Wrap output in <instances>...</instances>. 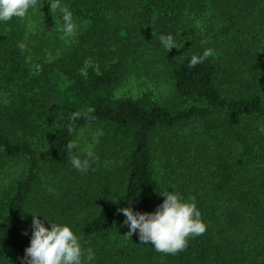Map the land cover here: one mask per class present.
Masks as SVG:
<instances>
[{
	"label": "trees",
	"instance_id": "1",
	"mask_svg": "<svg viewBox=\"0 0 264 264\" xmlns=\"http://www.w3.org/2000/svg\"><path fill=\"white\" fill-rule=\"evenodd\" d=\"M54 2L0 21V172L23 163L0 192V264H21L33 216L70 226L82 264H264V0H60L72 36ZM151 62L169 97L116 95ZM88 127L106 161L69 169L66 145ZM168 192L206 225L176 254L126 236L118 211L154 212Z\"/></svg>",
	"mask_w": 264,
	"mask_h": 264
},
{
	"label": "clouds",
	"instance_id": "2",
	"mask_svg": "<svg viewBox=\"0 0 264 264\" xmlns=\"http://www.w3.org/2000/svg\"><path fill=\"white\" fill-rule=\"evenodd\" d=\"M36 4L37 0H0V21H10L13 17L24 18L28 10L34 8ZM57 9L63 13L65 35H74L77 26L73 23L72 13L67 6H61L60 0L50 4L51 12ZM160 41L168 52L174 48L178 49L172 35H161ZM19 47L23 49L25 45L20 44ZM212 56H214V50L207 48L203 55L191 57L189 67H195ZM75 118L74 116L73 119ZM68 130L70 133L73 132L71 126ZM66 147L71 153L77 144L75 141H70ZM87 156L91 158L93 153L88 151ZM70 163L80 171H87L89 168V159L82 161L77 156H72ZM163 196L165 197L163 203L158 205L154 212L141 213L134 211L131 206L118 211L122 212L126 218L123 222V226L129 228L126 236H132L138 232L142 244L150 242L157 252L176 254L188 247L190 236L204 234L206 225L202 222L201 213L194 202H182L179 194L173 192ZM31 229L30 246L25 249L21 264H82L81 245L69 226L51 224L49 229L37 216H33ZM24 235H27V232ZM88 259H93L91 250L88 252Z\"/></svg>",
	"mask_w": 264,
	"mask_h": 264
},
{
	"label": "rangeland",
	"instance_id": "3",
	"mask_svg": "<svg viewBox=\"0 0 264 264\" xmlns=\"http://www.w3.org/2000/svg\"><path fill=\"white\" fill-rule=\"evenodd\" d=\"M128 74L129 76L122 82L120 88L116 92V95L131 96L136 98L144 93H150L154 99L163 101L172 94V84L170 78L164 68L157 62L132 67L130 68ZM100 139L101 133L98 128L88 127L86 129L79 130L74 140L77 147L71 153L67 152L64 160L66 162L65 165H67L69 169L74 168L70 163V158L72 156H77L82 161L84 159H89L90 171L94 168L102 167L105 159L101 160L102 162H98L97 157L100 152H94L96 147L101 143ZM88 151L93 153L91 158L87 156ZM22 167V162L13 161L0 172V192L4 190L5 185L11 177L17 176L20 172H22ZM71 187L70 183L66 181L62 182L61 180V186L58 192L59 197L71 194V192H69Z\"/></svg>",
	"mask_w": 264,
	"mask_h": 264
}]
</instances>
